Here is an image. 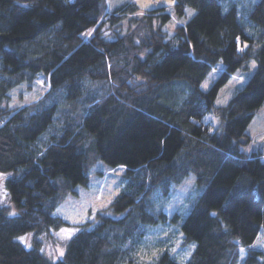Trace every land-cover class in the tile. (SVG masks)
<instances>
[{"label":"trees","instance_id":"obj_1","mask_svg":"<svg viewBox=\"0 0 264 264\" xmlns=\"http://www.w3.org/2000/svg\"><path fill=\"white\" fill-rule=\"evenodd\" d=\"M172 1L176 17L196 13L169 34L163 7L0 0V174H12L9 203L0 205V264H139L145 226L167 220L156 207L189 175L202 192L179 223L195 243L184 264H238L241 249L242 264H264L250 248L264 227V147L241 151L264 103V0ZM251 61L252 76L216 107L220 88ZM219 64L223 71L201 90ZM40 76L45 94L7 106L12 90ZM208 114L219 120L214 132L203 122ZM98 161L126 167L124 189L63 256L53 262L39 241L32 249L19 243L69 225L53 212L88 186ZM147 264L180 263L164 252Z\"/></svg>","mask_w":264,"mask_h":264},{"label":"rangeland","instance_id":"obj_2","mask_svg":"<svg viewBox=\"0 0 264 264\" xmlns=\"http://www.w3.org/2000/svg\"><path fill=\"white\" fill-rule=\"evenodd\" d=\"M106 2L109 10H114L129 2H134L141 13L159 7L165 8L166 13L170 15V21L165 25L164 30L169 34L173 33L176 26L185 25L196 13L195 10L187 8L183 18L176 17L172 0H106ZM187 10H191L193 15L189 16ZM89 33L91 35V32ZM89 33L86 35L87 37H90ZM104 35L111 38L109 29L104 30ZM239 49L243 48L239 47ZM255 69L256 63L251 61L231 75L227 83L220 88L214 105L216 107L226 106L236 91L242 88L252 76ZM222 71L223 66L221 64L216 65L201 84V90L207 91ZM41 81L42 76L31 84L30 89L27 88V84H22L12 90L10 93L12 100L7 106L24 105L38 100L41 95L48 91V87ZM20 92L23 95L22 99L18 97ZM218 101L222 103H218ZM203 122L209 125L210 132H214L219 125V120L212 114L206 115ZM246 132L250 137V143L243 146L241 151L246 156H250L254 151L264 147V103L254 114ZM262 161L264 162V157ZM125 173L126 167L123 165L112 167L98 161L88 173V186H76L74 192L70 193L53 212V216L61 218L69 225L38 236H35L34 233H28L21 236L25 238V242H22L20 237L17 238V241L26 249H32L34 242L39 241L41 243L40 251L43 249L41 253L50 261H57L62 257L59 255L60 251L64 254L66 243L81 230V226L93 223L96 214L108 208L123 191ZM0 175L4 177L0 176V205L7 206L9 201L5 181L12 174ZM201 192L195 177L189 175L173 187L168 199L158 204L156 211L164 213L167 220L164 223L145 226L146 234L137 255L139 264L150 263L164 252H168L178 263H186L193 252L195 243L185 242L179 223L186 218ZM62 230H68L71 233L70 238H68V232ZM26 244H30L31 247H27ZM250 248L261 251L264 257V227L261 228ZM245 257L246 252L241 249L238 264H242Z\"/></svg>","mask_w":264,"mask_h":264},{"label":"snow or ice","instance_id":"obj_3","mask_svg":"<svg viewBox=\"0 0 264 264\" xmlns=\"http://www.w3.org/2000/svg\"><path fill=\"white\" fill-rule=\"evenodd\" d=\"M187 11H188V15H189V16L193 15V12H192L191 10H187ZM89 35H90V33H89ZM246 46H247V45H245V47H246ZM241 50H242V49H241ZM205 87H206V85H205ZM218 103H222V102H221V101H218ZM12 215H15V213H12ZM213 215H215V213H213ZM62 231L68 232V230H62ZM70 236H71V233L68 232V238H70ZM20 240H21L22 242H25V238H24V237H20ZM26 246H27V247H31L30 244H26ZM41 251H43V249H41ZM59 255H60V256H63V252L60 251Z\"/></svg>","mask_w":264,"mask_h":264}]
</instances>
